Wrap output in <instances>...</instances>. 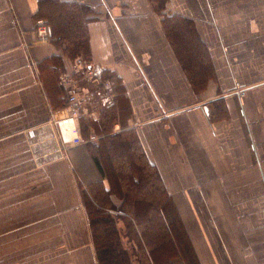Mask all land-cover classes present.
<instances>
[{"label":"crops","instance_id":"1","mask_svg":"<svg viewBox=\"0 0 264 264\" xmlns=\"http://www.w3.org/2000/svg\"><path fill=\"white\" fill-rule=\"evenodd\" d=\"M61 1L99 14L89 23L91 61L79 58L96 76L78 59L64 60L67 94L87 99L75 120L83 144L65 148L54 123L70 110L55 108L61 93L51 83L46 89L38 67L60 54L37 38L39 0H0V190L10 193L3 203H24L32 234L59 239L43 248L52 264H99L82 191L102 178L89 143L104 137L101 110L116 105L113 134L138 136L199 263L264 264V0H168L165 12L193 19L209 49L215 74L202 89L150 0ZM22 209L4 206L1 219Z\"/></svg>","mask_w":264,"mask_h":264},{"label":"trees","instance_id":"2","mask_svg":"<svg viewBox=\"0 0 264 264\" xmlns=\"http://www.w3.org/2000/svg\"><path fill=\"white\" fill-rule=\"evenodd\" d=\"M150 1L162 16L164 31L192 85L202 89L215 72L194 20L165 12L168 0ZM39 2L35 18L47 21L49 41L60 54L43 60L38 67L46 89L51 83L60 91L63 104L55 107L60 109L69 96L62 83L64 60L91 61L89 23L99 14L76 2ZM112 75L107 72L104 80L110 82ZM115 106L101 110L106 122L104 137L89 143L102 178L82 191L99 264H200L188 248L183 222L172 209V198L138 136L131 130L113 134V125L119 121ZM88 121L80 120L84 138L89 135ZM121 222L124 231L119 227Z\"/></svg>","mask_w":264,"mask_h":264},{"label":"rangeland","instance_id":"3","mask_svg":"<svg viewBox=\"0 0 264 264\" xmlns=\"http://www.w3.org/2000/svg\"><path fill=\"white\" fill-rule=\"evenodd\" d=\"M2 187H4L3 184H0V188ZM0 191V208L5 206L8 208V212L10 210H20V208H23L22 211L12 215L14 219L11 222L3 221L1 219L3 218V213H1L0 210V264H52L54 260L51 259V257H48V253L45 250L52 248V244L59 242V239L43 237L40 235L37 236L35 233L32 234V230L35 229V226H31V221H27L25 219L26 216H23L25 214L24 203H17L13 207H9L10 205L7 203H3L4 199H8L10 197L8 195L10 194L9 186H6ZM13 201H20V199L15 198ZM5 216H9V214ZM1 227L3 230L9 229L10 227L13 229H11V231H3ZM59 238L62 239L60 245L64 244V238ZM58 244H56V246ZM56 246L53 248L60 247ZM188 248L193 249V246H191V244L189 246L188 244ZM32 256L33 258H31Z\"/></svg>","mask_w":264,"mask_h":264},{"label":"built area","instance_id":"4","mask_svg":"<svg viewBox=\"0 0 264 264\" xmlns=\"http://www.w3.org/2000/svg\"><path fill=\"white\" fill-rule=\"evenodd\" d=\"M36 35L39 41H46L49 39L50 30H49V25L45 19L38 21L36 28ZM77 63L79 66L86 67V72L88 73L89 76H93V77L96 76L93 67L86 65L82 59H78ZM28 66L30 67L32 66V64L29 63ZM236 88L241 97L245 95V92L239 83L236 84ZM112 93H113V84L112 83L106 84L105 94L109 97L110 101H111L110 96L112 95ZM86 101L87 99L80 97L77 91L71 90L67 100L68 109L70 110V116L63 118H56L54 120L55 125L58 127L61 143L65 148H70L83 144V139L77 132V128H76L77 125L75 120L80 116L81 109L85 106Z\"/></svg>","mask_w":264,"mask_h":264}]
</instances>
